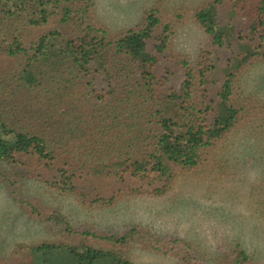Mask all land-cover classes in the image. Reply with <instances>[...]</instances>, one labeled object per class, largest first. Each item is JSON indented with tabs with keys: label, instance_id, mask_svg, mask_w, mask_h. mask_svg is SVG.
Wrapping results in <instances>:
<instances>
[{
	"label": "trees",
	"instance_id": "trees-1",
	"mask_svg": "<svg viewBox=\"0 0 264 264\" xmlns=\"http://www.w3.org/2000/svg\"><path fill=\"white\" fill-rule=\"evenodd\" d=\"M190 19L208 37L195 64L171 51ZM263 45L264 0H212L189 15L147 11L119 35L99 22L94 0H0V168L22 167L24 178H43L89 209L112 207L122 194L92 197L79 188L84 174L128 173L148 186L136 195L162 196L181 176L225 172L218 152L260 118L244 78L264 62ZM226 48L238 51L214 65ZM217 73L225 77L216 85ZM31 213L66 222L36 206ZM66 224L64 238L37 246L50 254L43 264H136L135 244L181 262L191 250L139 228L110 234ZM239 248L224 259L249 264Z\"/></svg>",
	"mask_w": 264,
	"mask_h": 264
},
{
	"label": "rangeland",
	"instance_id": "rangeland-1",
	"mask_svg": "<svg viewBox=\"0 0 264 264\" xmlns=\"http://www.w3.org/2000/svg\"><path fill=\"white\" fill-rule=\"evenodd\" d=\"M94 1L97 19L116 35L137 27L147 11L189 15L212 2ZM227 11L228 8H222L221 20L228 21ZM241 19L246 23L245 17ZM176 32L171 51L182 53L195 64L201 51L206 49L207 35L193 19L180 24ZM237 33L246 35L248 28H238ZM236 51L223 49L214 65L225 66ZM224 77V73H217L215 84ZM244 80V95L259 101L262 110L258 121L233 131L224 149L218 152L216 157L225 160V172L212 167L203 177L181 176L162 196L136 195V189L144 191L148 186L132 179L128 173L117 176L110 171L98 178L84 174L79 188L92 197L104 195L110 198L122 194L112 207L89 209L75 195L51 187L43 178H24L27 173L24 168L3 164L0 173L9 182L0 175V261L5 264H43L50 254H42L37 246L64 238L69 222L77 230L97 233L122 234L139 228L160 238L178 240V248L182 249L186 244L191 249L182 252L181 262L178 256L146 250L135 244L132 258L136 264H233V259L224 258L236 246L249 256V264H264V62ZM35 206L40 213L62 215L65 224L41 220L31 213Z\"/></svg>",
	"mask_w": 264,
	"mask_h": 264
}]
</instances>
